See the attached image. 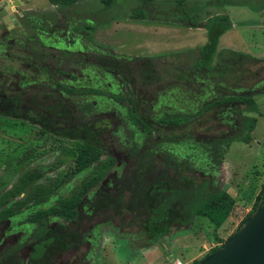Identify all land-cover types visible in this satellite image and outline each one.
<instances>
[{"label":"rangeland","instance_id":"rangeland-1","mask_svg":"<svg viewBox=\"0 0 264 264\" xmlns=\"http://www.w3.org/2000/svg\"><path fill=\"white\" fill-rule=\"evenodd\" d=\"M7 1L11 5L17 3L19 7L16 9L27 13L39 27L38 31H29L27 35L35 38L36 34L41 35L47 45V57L45 62L31 64V60L21 59L25 55L22 47L8 48L5 43L0 47V72H10L8 79L5 75L0 76V209L12 203L13 200L7 202L10 200L8 191L17 187L25 175L36 171L40 174L26 184L18 197L29 196L31 206L11 218L12 230L11 227L5 229V223L0 224V234L2 230L20 233L17 241L21 246L26 244L28 240L24 237L39 228L37 222L30 224V214L48 208L59 198L70 197L78 190L92 167L72 172L76 142L99 145L104 151L101 158H105L107 152L117 154L121 166L113 172L118 177L125 169V160L129 163L136 161L133 168L127 167L126 176L123 175L129 186L130 181L140 176L134 172L135 168L142 171L146 164L157 162L155 156L146 163L140 160V156L136 160L130 147L138 141V148L144 149L152 146L155 140L170 143L176 151L191 156L194 164H198L197 169L207 167L212 171L209 179L212 187L227 191L235 199L231 214L216 231L205 217H194L184 225L169 223L168 234L154 244L148 242L143 227L134 222V217L127 221L114 211L106 223L102 220L98 225L94 252L83 264H172L174 258L192 264L193 260L202 258L219 245L216 237L223 241L234 233L251 211L264 182V0H182L181 5L178 0H115L109 7L103 6L99 0H82L70 7L51 4L48 0H0V6L5 7ZM6 9L10 12L8 7ZM183 12L192 17L195 24H189ZM218 14H227L232 26L220 36L217 53L209 66L215 67L219 52L225 49L259 59L258 63L247 64L243 76L228 82H212L211 72L193 67L199 49L208 38L203 25L207 18ZM1 16L2 13L0 20ZM0 29L5 28L0 25ZM51 45L59 47V51L51 49ZM63 48H68L69 52ZM17 55L21 57L17 58ZM42 63H45L46 70ZM40 70L41 74L37 72ZM58 71L65 76L60 77ZM67 74L79 78L72 85L80 92L69 94L63 91L62 97L72 110L64 113L66 119L59 118L56 123L52 115L49 121H44L48 125L44 128L27 117H17L26 108L19 109L20 112L18 105L12 106L13 101L8 96L20 94L26 99L21 94L23 89L20 91L18 87L24 88L28 97H39L43 91L59 89L55 82H65ZM86 74L90 80L84 76ZM183 74L191 75L192 82L185 81ZM40 78L45 81L43 86L27 87ZM84 87L96 88L99 93L79 96ZM133 87L136 89L134 94ZM231 94L251 95L257 111H249L243 104L230 105L223 111L220 109V116L229 118L227 121L222 119L225 122L218 127L216 111L204 107L214 99ZM133 97L137 98L139 112L153 124L157 123L152 126L157 130L146 133L142 127L133 125L130 128L135 131V136L130 134L132 130L126 125L130 122L127 115L129 100ZM82 100L94 107L76 103L74 109L70 106L72 102ZM21 105H25L24 99ZM27 108L32 117H38ZM176 113L187 115L189 122L168 130L159 126L158 118ZM242 116L257 119L248 139H245L240 124ZM62 125L66 137L59 134ZM226 128L232 132L220 134L217 138L213 136ZM72 133L76 135L75 139ZM213 140H217L218 146L210 152L207 145ZM220 152L223 159L217 165L213 158ZM159 167L155 165L147 172L151 173L153 181H157ZM64 174L69 175L46 200L32 205L40 193L36 187L50 188ZM100 189L98 184L83 196L89 202L84 201L82 207H91L89 213L94 220L102 219L105 213L104 210L95 211L91 206L97 201ZM126 193L129 197L132 194L129 190ZM127 212L130 213L129 209ZM49 217L52 216L46 217L45 223L50 222ZM195 254L198 256L191 260Z\"/></svg>","mask_w":264,"mask_h":264},{"label":"trees","instance_id":"trees-1","mask_svg":"<svg viewBox=\"0 0 264 264\" xmlns=\"http://www.w3.org/2000/svg\"><path fill=\"white\" fill-rule=\"evenodd\" d=\"M51 4L60 5L63 7H70L78 1L82 0H48ZM103 6L109 7L111 6L115 0H99ZM179 5L182 4V0H178ZM183 17L187 18L189 24H195V21L192 17H188L187 13L183 12ZM190 25V26H191ZM232 26L231 20L227 14H218L215 16H211L206 19L203 27H205L208 31V38L205 44L199 49L198 57L193 63V67L196 70L205 69L207 72H211L213 75L212 82H220L227 81L238 76H243L247 70V64H255L259 62V59L252 57L246 53H241L237 51H233L231 49H225L222 52H219L216 60L215 67H210V63L217 53V46L219 43L220 36L227 30H229ZM181 76V75H180ZM185 81L192 82L191 75L183 74ZM71 83L65 82H55V88L59 91V96L55 91H43L39 97L34 95L33 97H28L25 90L23 89L21 94L26 96L22 98L20 94L15 96L11 94L9 99H11L12 106L18 105V109H25L24 113H18L17 117L24 116L29 118L32 122V119L40 120L42 127H47L45 125L47 121H49V117L54 115V120L56 119V115L59 114V118L62 119L67 116L64 115L68 111H72L69 109L67 102L64 100L63 91H66L69 94L79 93L80 89L75 88ZM54 89V90H55ZM21 91V90H20ZM41 91V90H38ZM136 91L135 87L132 88V94ZM90 93H99V90L96 88L84 87L83 92L80 93L79 96H87ZM78 96V97H79ZM36 100H35V98ZM25 100V105L22 106V100ZM123 99V98H120ZM136 97L130 99V107L128 110V117L130 122L127 123L126 128L131 129V126H140L143 131L148 133L157 130V128L152 129L154 124L152 121L146 119L138 110ZM239 103L246 105L249 111H257V105L254 98L251 95H226L220 99H214L208 104L205 105L204 108L214 109L215 107L221 103ZM30 103V104H29ZM79 104L81 106L88 105L93 108L92 103H88L85 100H82L80 103L72 102L70 106L74 109V105ZM47 104V105H46ZM33 106V107H32ZM67 106V107H66ZM31 108L38 117H32L29 114L28 108ZM58 110V111H57ZM21 112V110H19ZM219 111V110H218ZM216 112L215 118L216 120L220 118V112ZM46 121V122H44ZM189 122V117L184 114L176 113V114H166L163 117L158 118V124L161 128L171 129L173 127H182ZM257 119L254 117H246L242 116L240 124L246 134V138L248 139V133L251 132L255 125ZM60 126L61 136L66 137L65 134V126ZM96 128V127H95ZM31 127V131H32ZM132 130V129H131ZM67 131V130H66ZM73 131V130H72ZM71 131V132H72ZM221 131V130H220ZM70 131H67L69 133ZM224 134H223V133ZM243 131H240L242 133ZM219 134H214V137H219L220 134L225 135V131L218 132ZM238 134V137L240 136ZM131 135L135 136V131L130 132ZM71 136L75 139L76 135L74 133ZM213 138V137H211ZM167 139V137H165ZM154 141V144L150 147L139 149L138 141L135 142V145L130 147V150L135 156L142 152L143 155L140 156V160H149L151 154L154 150V147H157L156 151H162L163 142ZM218 142L217 140L211 141L207 146L208 150L211 152L217 148ZM160 145V146H159ZM178 152V150H177ZM104 153L103 149L92 142L81 141L80 143L75 144L74 153H73V169L72 172H79L88 167H92V170L88 173L87 177H85L80 183L78 190L74 192L70 197L59 198L56 204H53L45 209H37L30 214L29 220L32 222H37L40 226V229L45 226V218L48 216H59L64 219H72L77 215V205L81 202L83 196L86 193L101 184L104 179L105 173L109 167L113 165L114 159L111 156L101 158ZM223 153H219V156H215L214 162L217 165L222 163ZM185 158H190L191 166L190 169L193 173L195 168H198V164H194V160L191 156L186 155ZM178 159L175 157V180L174 182H166V186L162 181H154L151 185L142 181L138 190L135 189L136 178L130 181L128 190L130 193V197L128 198V209L130 212L134 214V222H138L139 225L143 226V229L146 233L147 239L149 243L158 244L162 238V236L167 235L169 232L170 224L167 222H163L162 220L166 218L168 215H173L174 212L182 219L180 224L184 225L190 222L194 217H205L208 222L213 225V230L216 231L221 225L225 222V220L229 217L232 212V209L235 204V199L224 190L213 188L208 179H201L198 175L192 174L187 175L184 173V159ZM186 160V159H185ZM181 161V162H180ZM146 163V161H144ZM149 163L142 167V171L146 170ZM141 173V171H140ZM144 174L141 173L140 176ZM69 174H64L62 178H59L55 183L52 184L50 188L47 187H36V190L40 191L39 194L36 195L34 200L31 202L32 205H37L40 202L46 200L68 177ZM140 176L137 178L140 179ZM40 177L39 171L32 172L21 179L20 184L17 187H14L10 191H8L7 202L12 201L9 205L0 209V223L6 219L14 216L18 211H21L23 208H27L31 206L29 203L30 197L27 196L25 198H18L20 194L23 193L26 184L31 182L34 178ZM134 183V184H133ZM39 188V189H38ZM264 201V182L261 185V188L258 194L255 197V201L253 203L252 209L249 213H247L239 224L238 228L244 223V221L248 218V216L257 209ZM6 202V203H7ZM119 202V198H118ZM137 202V205H136ZM30 204V205H29ZM94 206L95 211L97 210H105L106 208V194L103 189H100L97 201ZM129 213V212H128ZM236 229V231L238 230ZM236 231L230 234L225 240H221L217 238V242L219 245L215 246L209 253L203 256L200 259L194 260L192 264H198L203 259L208 257L210 254L215 252L218 247L225 243L231 236H233Z\"/></svg>","mask_w":264,"mask_h":264},{"label":"flooded vegetation","instance_id":"flooded-vegetation-1","mask_svg":"<svg viewBox=\"0 0 264 264\" xmlns=\"http://www.w3.org/2000/svg\"><path fill=\"white\" fill-rule=\"evenodd\" d=\"M6 4L7 5L5 7L0 6V13H2L0 25L4 26L5 28L3 30L0 29V47L2 43H5L8 48L18 49L19 47H22L23 51L25 52V55H23L22 57L17 55V58L21 57V59L23 58V60L29 59L31 60V64H35L37 63V61L45 62V58L47 57L45 49H47V45L44 43V40L42 39L41 35L36 34V38L31 35H27V32L29 31H38L39 27H37L31 21L27 13L16 9L17 7H19L18 5L13 6V4L11 5L8 1ZM7 7L9 8L10 12H7ZM11 9L13 10L11 11ZM33 18H35V16H33ZM19 31L25 32L19 33ZM28 43H30L31 45H28ZM50 48L59 51V47L51 45ZM63 51L69 52V49L63 48ZM51 56L54 57L55 55ZM32 60H34V62ZM28 63L26 62L24 64L27 65ZM41 66L43 69H47L45 68V63H42ZM30 67L34 68V65H30ZM37 72L39 74L42 73L41 70ZM9 73V71H6V74L0 72V76L2 77L5 75V78L8 79ZM107 73L111 74L110 72ZM63 75L65 76V74H59L60 77H63ZM81 75H83V73H81ZM66 76L67 79H62L71 84L74 83V80L78 81L79 79L74 78V76H71L69 74H67ZM84 76H88V80H90L89 75L86 74ZM43 82H45L44 79L40 78L37 79L36 82L28 84L27 87H41L43 86ZM3 83L5 84L6 82ZM18 89L20 90L24 88L18 87ZM53 91H55L56 94L59 96V91L57 89H53ZM25 92L27 91L25 90ZM230 105L242 104L236 102L221 103L215 107L216 112L220 109L221 111H223L228 107L230 108ZM112 115L114 114L112 113ZM228 118L229 117L227 116H221L220 118H218V127L223 125V122H225L222 119H225L227 121ZM32 121L34 124L38 123L42 126L40 120L32 119ZM55 122H59V114L56 115ZM119 124L122 125L121 120L119 121ZM230 131L231 130L229 128H226L225 133L228 134L230 133ZM110 144H112V142ZM160 147L162 148V151H156L157 147H154L155 151L148 155L155 156L157 162L149 164L144 174H142V177L140 179L136 178V190H138V187L142 185L140 183L143 180L146 182L151 181V183H149L150 185L154 182L151 178V173L147 172L153 169L155 165L160 166L157 170V178L155 179H157L158 181H162L165 187H167L165 184L167 181L174 182L176 175L175 157H178L179 160H183L186 155L177 152L176 149L172 148L173 145H171L170 143H164ZM106 155V157L111 156L114 159L113 164L115 167L113 169L112 165L107 169L104 179L100 184V188H102L104 193L106 194V208L104 210V217L102 219L97 220H94V218L92 219L89 213L91 207H82V203L84 201H88L87 197H83L81 202L77 205V215L74 218L64 219L59 216L49 217L50 222L48 221L47 223H45L44 229H40L39 226L36 232H32V230L29 231L28 235L24 237L25 240H28V242L22 246L20 245V242L17 241V238L20 233L16 234L15 232H10V230L13 229V226H11L10 223L11 218L13 216L10 218H6L0 224L5 223L4 228L7 229L11 227V229L9 231L2 230L0 234V264H83L86 260H88V257H90L94 252V244L96 241V235L98 233V225L101 224L103 221H105L104 223H106L107 217L110 214L112 215V212H118L120 218H126L127 221L134 217V214L132 212H127V209L129 207L126 205L128 198V194L126 193V191H128L129 187L127 186L128 184L126 183V178H123V175L126 176L125 170L128 169L127 167L133 168L137 164V162L133 161L132 163H129L125 160V169L122 170L121 175L118 177L116 173L113 172V170L116 171L121 166V162L119 160L118 155H113L111 154V152H107ZM139 155H143L142 152L138 153L134 158L138 160L137 156ZM185 159L184 162L186 164H184V173H186L187 175H192V172L190 170L192 168L190 158ZM140 169L135 168L134 172L140 175L141 173H143L142 171L140 173ZM146 173L150 175H147ZM193 173L198 175L201 179L209 180L212 171H210L207 167H201L200 169L195 168L193 170ZM181 220L182 219L180 218V216L174 213L173 215H168L162 221L172 224H175L177 222L180 224ZM135 223H137V221ZM30 224H34V222L30 221ZM140 226L141 228L143 227L142 225ZM9 241L10 243H8ZM17 245L19 246L17 247Z\"/></svg>","mask_w":264,"mask_h":264},{"label":"water","instance_id":"water-1","mask_svg":"<svg viewBox=\"0 0 264 264\" xmlns=\"http://www.w3.org/2000/svg\"><path fill=\"white\" fill-rule=\"evenodd\" d=\"M198 264H264V201L233 236Z\"/></svg>","mask_w":264,"mask_h":264},{"label":"crops","instance_id":"crops-1","mask_svg":"<svg viewBox=\"0 0 264 264\" xmlns=\"http://www.w3.org/2000/svg\"><path fill=\"white\" fill-rule=\"evenodd\" d=\"M182 236H183V235H182ZM177 239H178V237H177L176 239L174 238V242H176ZM168 248H169V247H168ZM168 248H167V249H168ZM143 249H146V247H144ZM197 256H198V255L195 254L194 256H192L191 260L195 259ZM174 259H178V260H180L179 258H174ZM174 259H173V260H174ZM173 260H172V261H173ZM193 261H194V260H193ZM172 264H173V263H172Z\"/></svg>","mask_w":264,"mask_h":264},{"label":"built area","instance_id":"built-area-1","mask_svg":"<svg viewBox=\"0 0 264 264\" xmlns=\"http://www.w3.org/2000/svg\"><path fill=\"white\" fill-rule=\"evenodd\" d=\"M173 264H184L181 260L174 259Z\"/></svg>","mask_w":264,"mask_h":264}]
</instances>
